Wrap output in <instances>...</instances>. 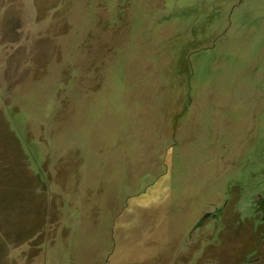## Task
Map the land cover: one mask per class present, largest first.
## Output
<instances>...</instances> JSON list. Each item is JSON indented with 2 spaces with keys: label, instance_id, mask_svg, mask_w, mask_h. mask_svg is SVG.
Here are the masks:
<instances>
[{
  "label": "rangeland",
  "instance_id": "obj_1",
  "mask_svg": "<svg viewBox=\"0 0 264 264\" xmlns=\"http://www.w3.org/2000/svg\"><path fill=\"white\" fill-rule=\"evenodd\" d=\"M0 264H264V0H0Z\"/></svg>",
  "mask_w": 264,
  "mask_h": 264
}]
</instances>
